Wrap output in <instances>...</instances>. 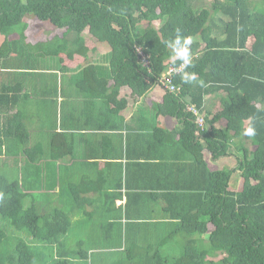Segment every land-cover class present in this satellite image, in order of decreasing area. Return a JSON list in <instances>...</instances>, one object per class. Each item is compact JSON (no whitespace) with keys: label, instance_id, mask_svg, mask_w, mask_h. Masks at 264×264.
Returning a JSON list of instances; mask_svg holds the SVG:
<instances>
[{"label":"trees","instance_id":"trees-1","mask_svg":"<svg viewBox=\"0 0 264 264\" xmlns=\"http://www.w3.org/2000/svg\"><path fill=\"white\" fill-rule=\"evenodd\" d=\"M208 2L0 0V264H264V0ZM176 29L206 87L174 76L131 147L121 111L181 63Z\"/></svg>","mask_w":264,"mask_h":264},{"label":"crops","instance_id":"crops-1","mask_svg":"<svg viewBox=\"0 0 264 264\" xmlns=\"http://www.w3.org/2000/svg\"><path fill=\"white\" fill-rule=\"evenodd\" d=\"M164 93L165 92L159 86L155 85V86H153L152 90L145 96L146 97L145 98V101H144V97H142V98L139 99L138 102H134V105H132L131 107H127L125 110L121 111V116L124 118V121H125L124 124L126 125L125 126V129H123L121 131L124 134V140L127 143H129L131 145V147L137 146L134 137H135L136 133L138 132V129L141 126L144 125V124H141L140 121L138 120V113H139V111H141V112L144 113V110H147V113H149V115L147 113H144V114L147 116V120H148L147 124H149L151 122V121H149V117H151V115H152L151 108H152V105H153V104H151V101H160L162 99ZM206 98H209V97H206ZM143 101L147 105H143L144 104V103H142ZM214 108L211 107L210 105L208 106V110H213L214 111ZM169 122H170V125H169ZM157 123H158V125L160 127H162L163 129H165L166 131H171V130L175 129L176 127H178L177 120L175 118H172V117L159 116L157 118ZM173 123L175 124V126L172 125ZM128 125L131 127L130 130L128 128ZM222 126H223V123L222 122H219V123L216 124L215 127L216 128H220ZM40 127H41V125L39 126V128ZM150 127L151 126H148L147 125V131H145V134L150 135V137H151L153 129L152 128L149 129ZM33 130L34 131H37L38 129H33ZM118 133L120 134L121 132H118ZM127 135H129V137H127ZM112 140H113V137H112ZM138 147H140V146H138ZM252 148L253 147H251L250 145L247 146L248 152H251L252 151ZM156 151H157V154H158V152L160 151L159 147H157ZM118 161L122 165L120 167L119 166L116 167L117 170H115V172L118 171V173L121 176V178L124 177L126 180L129 179L128 181H134V179H139V181H140V180H142V179L145 178V177L140 178L138 176L139 169L137 167H135V168L132 167V160H130L128 158V155L124 151L122 152V157H119L118 156ZM150 163H152V162H150ZM74 164L76 166L75 169L77 167L79 168V170H78V168L76 169V171L79 172L78 175H81L84 172H86L85 171L86 170L85 167H86V164L87 163H84L83 160H81V159L78 160V158H76V160L74 161ZM101 167H102V163L101 164L99 163V168L98 169L100 170ZM113 174H114V172H113ZM147 179H148V177H147ZM148 183H150V182L148 181ZM107 187H109V185L106 182V183H103L102 186L101 185L95 186L93 189L95 191H103V192H105V190H107L106 189ZM108 189H109V191H111L112 188L109 187ZM96 195L97 194H95L94 192H90L89 195H87V196H91L90 198H92V197H95ZM84 197H86V196H84ZM125 202H126V199H125ZM85 219L88 220V218H86V217H85ZM77 221H78L77 218L74 217L72 219V224L75 225L77 223ZM92 224L93 223L91 222V225ZM91 225H90V227H91ZM109 225H110V223H109ZM80 228L81 229H84L85 231H88V229L89 230L91 229V228H88V227H85V226H78L77 229H80ZM103 250H106V249L102 248V249H97L96 251L99 252V251H103ZM89 252L92 253L93 250H90ZM99 256L100 255H98V257L95 259L96 260V263H98V264L101 263V259L99 258Z\"/></svg>","mask_w":264,"mask_h":264},{"label":"clouds","instance_id":"clouds-1","mask_svg":"<svg viewBox=\"0 0 264 264\" xmlns=\"http://www.w3.org/2000/svg\"><path fill=\"white\" fill-rule=\"evenodd\" d=\"M191 43H192V38L190 36L189 37L182 36L180 29H176V33H175V38L174 39H171V40L166 42V46L172 50V58L174 60L178 59L179 61H181V63L179 65L174 66V67H178L179 66L180 69H185V68L193 66L192 65V56H191L190 48H189V45ZM170 66H173V65H168L166 71L161 75V77L163 75L164 76L166 75V73L168 71V68ZM161 77H160V79H161ZM173 77L174 76L168 78V80H170V83L168 84L169 88L161 86L160 85V79H159V82H158L157 86H159L164 92L167 91V90L168 91H172L173 84L171 83V81H172ZM182 80L186 84H192V83L195 82V83H198L200 87H206V85H205L203 80H199V81L197 80L196 74L194 72L193 73H188V72L185 71L183 73V75H182ZM186 101H189V99H186ZM186 108L187 109H186L185 112H189L190 114H192L193 116L196 117L195 118L196 125H197V119H201L202 120V125L201 126H203L204 119H202L203 117H201V118L197 117V112H196V109H195L196 107L194 105H190V106L187 105ZM192 110H195L196 113L194 114ZM249 119L253 121V125H254L255 117H250ZM244 135H246L248 137H254L256 135V128L254 126H249L247 129H245ZM255 149H256V147H253L251 152H253ZM251 152L249 154L250 156H251ZM208 161H210V160H208ZM208 161H207V163H208ZM125 199L126 198L123 196V203L124 204H125Z\"/></svg>","mask_w":264,"mask_h":264},{"label":"rangeland","instance_id":"rangeland-1","mask_svg":"<svg viewBox=\"0 0 264 264\" xmlns=\"http://www.w3.org/2000/svg\"><path fill=\"white\" fill-rule=\"evenodd\" d=\"M252 1H259V0H252ZM209 4H210V2H208V0H193V3H192V5H193V7L195 9H200V8H204V7H206V8L207 7H210V6H207ZM198 41H200V38L199 37L196 38V39H192V43H196ZM151 103H153V102H151ZM169 125H170V122H169ZM172 125L175 126L174 123ZM219 162H220L219 168H221L225 163H229L228 165L229 166H232V165H234V162L235 161L232 158L231 159H225V160H222V161H218L216 163V165H218ZM208 163H209V161H208ZM95 257H98V256L95 255ZM93 259H94V257H93Z\"/></svg>","mask_w":264,"mask_h":264},{"label":"built area","instance_id":"built-area-1","mask_svg":"<svg viewBox=\"0 0 264 264\" xmlns=\"http://www.w3.org/2000/svg\"><path fill=\"white\" fill-rule=\"evenodd\" d=\"M143 58V56H141ZM185 69H180L179 66L178 67H174V66H170L168 68V71L166 73V75L162 76L161 79H160V85L161 86H164V87H168V84L170 83V80H168V78L172 77V76H175V75H179L181 74ZM169 88V87H168ZM171 89V88H170ZM173 89V88H172ZM193 113L195 114V110H192ZM197 124L199 126L202 125V120L201 119H197Z\"/></svg>","mask_w":264,"mask_h":264}]
</instances>
